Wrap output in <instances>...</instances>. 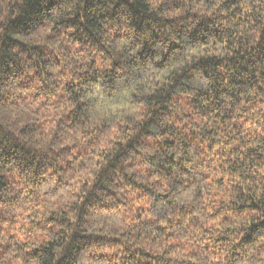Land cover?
Listing matches in <instances>:
<instances>
[{
  "label": "trees",
  "instance_id": "16d2710c",
  "mask_svg": "<svg viewBox=\"0 0 264 264\" xmlns=\"http://www.w3.org/2000/svg\"><path fill=\"white\" fill-rule=\"evenodd\" d=\"M0 264H264V0H0Z\"/></svg>",
  "mask_w": 264,
  "mask_h": 264
}]
</instances>
